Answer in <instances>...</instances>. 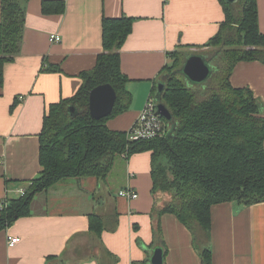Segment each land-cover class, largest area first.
<instances>
[{"label":"crops","instance_id":"obj_1","mask_svg":"<svg viewBox=\"0 0 264 264\" xmlns=\"http://www.w3.org/2000/svg\"><path fill=\"white\" fill-rule=\"evenodd\" d=\"M42 1L25 5L20 53L3 67L0 86V205L19 196L41 172L39 135L50 105L69 99L103 52V18L133 19L119 51L128 78L129 108L106 125L129 132L140 117L169 53L202 54L219 31L224 14L219 0H60L61 13L43 14ZM259 31L264 35V0H256ZM58 34L60 43H50ZM206 58V57H205ZM207 60V59H206ZM57 72L47 70L49 66ZM229 82L249 89L264 105V64L239 62ZM264 116V115H263ZM124 175L114 180L63 179L36 194L29 216L0 231V264H134L149 261L159 226L163 264H201L191 232L172 214L160 213L152 193L151 154L120 156ZM131 187L135 200L118 196ZM102 217L97 240L89 215ZM207 247L211 264H264V202L249 206L226 202L211 207ZM196 232V237L202 239ZM19 238L8 247L9 238ZM202 242V241H201ZM199 243V245L201 244ZM202 248V246H200ZM152 248V249H151ZM109 253V257L104 252Z\"/></svg>","mask_w":264,"mask_h":264},{"label":"trees","instance_id":"obj_2","mask_svg":"<svg viewBox=\"0 0 264 264\" xmlns=\"http://www.w3.org/2000/svg\"><path fill=\"white\" fill-rule=\"evenodd\" d=\"M27 2L0 0V86L4 65L13 62L21 50ZM219 2L224 21L206 45L217 49L212 57L205 56L212 71L207 93L197 99L179 73L186 58L195 53H169L171 62L163 68L153 91L155 99L157 86L162 84L157 100L172 118L161 119L164 132L152 139L129 141V132L111 131L106 125L131 103L119 51L131 33L133 19H102L103 52L91 71L80 74L82 83L75 95L49 106L39 135L41 172L23 196L7 200L0 211V231L29 216L34 196L57 182L91 177L104 180L117 157L149 152L151 191L170 196L160 213L175 216L191 232L201 264H211L206 245L211 207L226 202L242 206L264 202V105L249 89L234 88L229 82L237 63L264 64V35L259 31L256 0H239L234 5ZM63 9L60 0L41 3L43 14ZM47 70L57 72L59 68L50 65ZM105 84L115 90L116 101L108 117L95 120L89 113V92ZM89 221V230L98 240L104 227L102 217L91 214ZM197 231L203 240L196 237ZM153 234L155 245L163 247L158 225ZM104 255L110 254L105 251Z\"/></svg>","mask_w":264,"mask_h":264},{"label":"water","instance_id":"obj_3","mask_svg":"<svg viewBox=\"0 0 264 264\" xmlns=\"http://www.w3.org/2000/svg\"><path fill=\"white\" fill-rule=\"evenodd\" d=\"M228 4L234 5L239 0H225ZM179 73L183 75L191 83H202L209 79L212 74L210 65L206 58L202 54H192L186 58L183 66L179 70ZM158 91L155 96V100L158 99V95L162 92L163 86L161 83L157 86ZM116 101V92L113 87L109 84L99 85L93 88L89 92L88 104L90 116L99 120L108 117L114 107ZM156 115L160 118L170 121L172 116L167 107L156 102ZM71 112L74 111L70 108ZM150 264H163V249L161 247H155L152 250L151 256L149 258Z\"/></svg>","mask_w":264,"mask_h":264},{"label":"built area","instance_id":"obj_4","mask_svg":"<svg viewBox=\"0 0 264 264\" xmlns=\"http://www.w3.org/2000/svg\"><path fill=\"white\" fill-rule=\"evenodd\" d=\"M50 43H60L61 37L58 34L49 35ZM156 101L154 98H149L143 111L140 114L139 119L129 131L128 140L136 141L139 139H152L155 137H161L164 130L162 129L163 124L159 116L156 115ZM20 196L25 194V189L18 191ZM118 196L128 199L135 200L138 198V194L131 188L126 187L118 192ZM7 200L3 201L0 205V211L6 206ZM19 242V238H9L7 241L8 247H13Z\"/></svg>","mask_w":264,"mask_h":264},{"label":"rangeland","instance_id":"obj_5","mask_svg":"<svg viewBox=\"0 0 264 264\" xmlns=\"http://www.w3.org/2000/svg\"><path fill=\"white\" fill-rule=\"evenodd\" d=\"M216 48H213V50L207 52L206 57L210 58L213 56V54L216 52ZM210 61V60H209ZM182 79L184 80L185 86L192 91L193 93L196 94L197 99L202 98V96H204L207 93V89H208V84L210 82V77L209 79H207L206 81L202 82V83H191L190 81H188L183 75H181ZM123 164L122 161H119V159H117L115 161V165L113 170L111 171L110 175L111 177H113L114 180H116L119 177V174H121L122 176L124 175V171L123 168L121 167V165ZM156 196L157 202H160L161 204V209L164 208L167 204V202H169L170 200V196L165 193V192H161L158 191L154 194ZM199 236H201V233H198Z\"/></svg>","mask_w":264,"mask_h":264}]
</instances>
